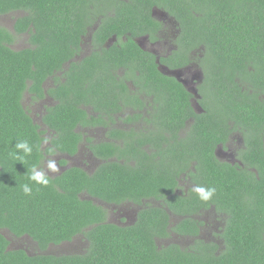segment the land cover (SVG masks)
Instances as JSON below:
<instances>
[{"label": "trees", "instance_id": "16d2710c", "mask_svg": "<svg viewBox=\"0 0 264 264\" xmlns=\"http://www.w3.org/2000/svg\"><path fill=\"white\" fill-rule=\"evenodd\" d=\"M95 2L0 0V14L24 11V15L15 16L13 29L0 25V264H264V175L252 184L246 183L249 194L233 196L232 199L237 200L236 209L230 217L225 248L221 255L213 254L205 259L187 253L173 255L178 253L174 245L159 250L153 237L165 235L167 228L160 230L156 226L155 213L143 218L137 227L124 229L125 237H129L128 230L131 231V238L123 242V228L100 223L105 220L102 207L92 200L80 198L83 191L109 201L122 194L139 195L135 191L143 189L162 191L165 196L170 194L177 184L175 175L179 171L178 160L181 157L177 159L173 153L156 159L164 154V148L152 151V154H142V163L135 169L128 163L108 160L92 176L74 167L55 178L46 174L50 181L47 186L29 180L32 168H38L45 157L43 145L46 140L35 120V109L31 103L53 93V90L57 93L59 103L47 107L44 122L50 126L56 124L60 135L52 143L70 152L77 149L78 136L72 129L68 130V126L83 112L82 103L116 108L114 93L103 97L107 90L105 83L90 85L79 98L66 95L75 90L74 87L68 89L61 83L54 89H48L45 83L51 68L60 67L71 55L68 46L78 44L80 34L86 32V26L94 21L93 15L107 14L108 4H103L102 10ZM122 3H118L116 12L129 14L127 22L135 27L143 21L157 23L149 17L153 6L164 8L178 17L183 25L185 44L205 53L200 62L205 76L214 80V84L219 83L217 101L225 112V118L257 126L256 134L264 129L263 100L258 96L252 97L248 89H243V85L249 82L264 87V0H130ZM111 19L105 17L103 24L93 33L95 39H106L113 33H117L119 41L122 39L123 26L118 22L114 28V25H107ZM25 33L30 46L19 50L13 48L16 37ZM127 38L129 40L122 43L127 45V49H117L112 61L126 62L128 52L138 53L132 36ZM153 75L157 77L158 72ZM79 81L71 82L80 86ZM96 87L102 89L97 91ZM173 94L174 97L166 101L167 109H182L186 115V111L191 109L189 92L180 89ZM50 110L57 116L48 112ZM201 115L196 116L195 125L207 134L210 122L202 120ZM22 140L31 145L30 155L25 156L22 150L15 149V143ZM94 150L104 158L117 151L123 154L127 151L113 143L99 144ZM196 151L205 152L199 156L201 167L198 174L203 178L218 174L217 167L221 166L208 159V148L197 146ZM188 160L184 162L185 168L189 166ZM258 160L264 163V154ZM26 183L32 187L30 196L22 191L21 186ZM191 200L189 204L192 207L202 206H193L196 200ZM2 230L9 231L13 237L28 236L42 249L50 243L70 240L86 230L93 243L83 255H29L23 249H8L9 240ZM118 237V240L108 239Z\"/></svg>", "mask_w": 264, "mask_h": 264}, {"label": "flooded vegetation", "instance_id": "af4514ba", "mask_svg": "<svg viewBox=\"0 0 264 264\" xmlns=\"http://www.w3.org/2000/svg\"><path fill=\"white\" fill-rule=\"evenodd\" d=\"M95 1L102 10L103 4H108L107 14H90L94 21L86 26V32L80 34L77 45L68 46L71 55L60 67L51 68L52 72L45 78V83L48 89H54L61 83L68 89L74 87L75 90L66 94L70 98L83 96L86 88L92 84L101 86L105 83L107 90L103 97L114 93L116 108L108 109L96 104L94 107L92 104L82 103L80 106L83 112L68 126V130L72 129L78 136L77 149L70 152L52 143L60 135L56 124L52 121L53 125L50 126L44 122L47 107L59 103L57 93L53 90V93H47L45 97L31 103V107L38 110L34 117L46 138L43 145L45 157L37 169L54 178L74 167L81 168L92 176L108 160L128 163L135 169L142 163V154H152V151L158 152L164 148V154L158 155L156 159L159 160L162 156L166 158L173 153L177 155V159L181 157L178 160L179 171L175 175L177 184L170 194L165 196L162 191L134 190L139 195L122 194L109 201L103 196L83 191L80 198L92 200L102 207L105 220L100 223L123 228V242L131 238V231L128 230L129 237H125L124 229L137 227L151 213H155L156 226L160 230L167 228L165 235L153 237L159 250L174 245L178 253L173 255L187 253L194 257L201 256V259L213 254L221 255L227 240L230 217L236 209L234 207L237 200L232 199L233 196L249 194L246 183L252 184L264 175V163L258 160L264 154V129L256 134L257 126L235 123L225 118V112L217 101V94H220L219 83L214 84V80L205 76L200 63L205 53L185 44L183 25L178 17L164 8L153 6L149 17L157 23L143 21L135 27L127 22L129 14L116 12L120 1L127 3L130 0H106L104 3L103 0ZM16 12L0 14V19L8 14L24 15L23 10ZM105 17L113 18L107 25H114V28L118 22L123 26L125 31L122 32L120 41L117 33L106 39L93 37L94 31L103 24ZM15 21L14 19L10 28H14ZM0 25L4 26L1 22ZM133 31L136 32L135 35L132 34ZM127 36H132L138 53L133 55L128 52V59L123 57L126 62H117L118 59L112 61L117 49H127V45L122 44L129 40ZM25 44L26 47L30 46L28 41ZM156 72L157 77L153 75ZM74 80H81V85L71 82ZM101 89L102 87H96L97 91ZM180 89H185L190 94L191 109L186 111V115H183L182 109H167V99L174 97L173 93ZM243 89H248L252 97L258 96L264 102V87H260L258 83L249 82L243 85ZM86 95L91 96L88 92ZM54 113L56 117V112ZM199 114H202V120L210 122L207 134L195 125ZM105 143H113L127 151L124 154L117 151L109 158H104L94 149ZM197 146L208 148V159L221 166L217 167L218 174L206 178L198 174L201 167L199 156H203L205 152L198 153ZM183 158L189 159L187 168L184 167L187 159ZM49 160L56 164V171L47 168ZM198 186L205 189L214 187L216 192L209 200H202L195 192ZM175 196L178 197L173 199ZM190 199L193 202L196 200L193 206H202L192 207ZM2 233L9 240L8 249H23L29 255H83L93 243L87 235L88 230L74 235L70 240L50 243L45 249L40 248L28 236L13 237L7 230H2ZM21 238H27L37 251L31 252L29 248L20 246L18 240ZM62 247L66 250L50 251L51 248Z\"/></svg>", "mask_w": 264, "mask_h": 264}, {"label": "clouds", "instance_id": "9594fccd", "mask_svg": "<svg viewBox=\"0 0 264 264\" xmlns=\"http://www.w3.org/2000/svg\"><path fill=\"white\" fill-rule=\"evenodd\" d=\"M14 147L17 150H22L25 156L30 155L32 153V147L26 140L16 142ZM18 158L21 160L23 159L19 156ZM47 168L51 171L57 170L56 164L51 160L48 161ZM29 180L37 185L43 186H47L50 183L46 173L43 170H38L36 167L32 168L31 173L29 175ZM21 187L23 193L26 196H30L32 194V187L29 184H23ZM195 192L199 195L202 200H209L215 194L216 189L214 187L205 189L204 187L198 186L195 188Z\"/></svg>", "mask_w": 264, "mask_h": 264}, {"label": "rangeland", "instance_id": "374dc122", "mask_svg": "<svg viewBox=\"0 0 264 264\" xmlns=\"http://www.w3.org/2000/svg\"><path fill=\"white\" fill-rule=\"evenodd\" d=\"M15 14H8V15L2 17L0 19V22L3 23L5 27H9L10 28L12 23L14 22L15 16H17ZM25 41H28L27 36H25V35L18 36V37H16V40L13 42L12 47L15 48V49H18V50L26 48L27 45L25 44ZM37 111L38 110L35 109V112H37ZM44 165L45 164H43V168H44ZM18 243L22 247L29 248V251H31V252H36L37 251L34 246H31V243H30V241L27 238L19 239ZM64 247L59 248V249L51 248L50 251L57 252V251H61L60 249H62V251H65L66 249H64Z\"/></svg>", "mask_w": 264, "mask_h": 264}]
</instances>
